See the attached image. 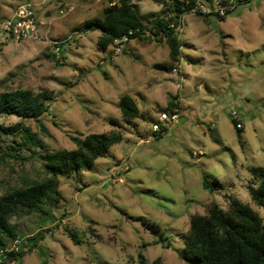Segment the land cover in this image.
I'll use <instances>...</instances> for the list:
<instances>
[{
    "label": "rangeland",
    "instance_id": "rangeland-1",
    "mask_svg": "<svg viewBox=\"0 0 264 264\" xmlns=\"http://www.w3.org/2000/svg\"><path fill=\"white\" fill-rule=\"evenodd\" d=\"M108 1L0 0V19L31 3L40 22L38 40L0 42V93L49 95L37 118L0 114V124L20 123L41 142L0 132V199L49 182L51 155L77 149L76 138L122 139L91 168L56 175L52 203L10 215L21 239L14 251L23 256L0 257V264H141L140 254L144 264H187L192 216L207 214L213 202L228 210L231 197L264 225V207L248 191L258 181L249 168L264 166V0H242L224 18L187 12L178 59L165 40L135 37L117 55L103 46L101 31L85 23L103 17ZM160 2L132 3L146 17L169 5ZM70 36L55 52L51 41ZM125 95L138 117L123 116ZM163 112H177L179 122L157 135L153 124ZM205 178L220 189L211 192Z\"/></svg>",
    "mask_w": 264,
    "mask_h": 264
},
{
    "label": "trees",
    "instance_id": "trees-1",
    "mask_svg": "<svg viewBox=\"0 0 264 264\" xmlns=\"http://www.w3.org/2000/svg\"><path fill=\"white\" fill-rule=\"evenodd\" d=\"M112 1H108L103 17H96L85 23V30L101 31L100 43L103 46L111 45L115 37L130 29L140 28L141 32L133 37L145 38L142 36V30L149 29L155 34H165L171 57L175 59L178 57L181 53L180 41L174 32L175 28L170 27L171 23L178 24L180 13L183 12L178 0H173L159 14L154 13L146 17L140 15L132 0H121L117 5H110ZM159 41L163 40L159 39ZM48 98V93L35 94L31 89L2 92L0 114L37 118L48 110L49 107L45 103ZM120 107L125 118L139 116V108L129 95L121 98ZM0 132L3 134L18 132L24 144H41L30 128L22 127L20 123L12 126L0 124ZM162 133L160 131L156 134ZM75 140L78 144L77 149H64L51 155L48 168L54 177L49 182L17 189L13 194L0 199V250L7 248L5 247L7 239H16V232L9 222L11 214L17 212L19 207L27 209L25 212H31L38 211L40 204L52 203L59 194L56 175L91 168L98 157L103 156L112 144L122 139L119 134L92 133L85 139ZM249 172L258 180L255 185L248 186L251 199L257 205L264 207V166H252ZM203 183L211 192L219 190L221 185L220 182L211 183L208 178H205ZM229 204V209L225 210L218 203L213 202L207 214L192 216L189 233L184 238L185 252L182 254L187 264H264V225L261 216L254 208L236 197H231ZM148 229L154 234L159 233V229L150 224ZM159 239L163 241L161 234ZM14 250L8 251L7 256L10 255L11 258L23 256V253ZM139 258L141 264H144L143 254H140Z\"/></svg>",
    "mask_w": 264,
    "mask_h": 264
},
{
    "label": "built area",
    "instance_id": "built-area-1",
    "mask_svg": "<svg viewBox=\"0 0 264 264\" xmlns=\"http://www.w3.org/2000/svg\"><path fill=\"white\" fill-rule=\"evenodd\" d=\"M121 0H113L110 5H117ZM169 4L173 0H166ZM242 0H178L180 8L183 12L180 13L178 18V24L171 23L170 27L175 28V33L178 35V31L181 28L183 16L189 12L194 14H199L201 16H212L216 15L218 17H226L228 14L232 13ZM40 22L37 21L35 17L34 6L31 3L20 5L12 16L2 17L0 19V31L3 33V37L0 38V42H8L9 39L13 41H19L24 39H35L40 38L39 30ZM140 33L141 29H130L128 32L115 37L111 43L113 46L114 54H121L124 52L126 45L131 41L136 33ZM142 36L148 39L154 40H165L167 37L163 33L155 34L151 30H142ZM69 38L63 40H52L54 45V51L59 53L62 50L61 45L68 42ZM236 115V112L233 113ZM178 113L173 112L167 114L166 112L161 113L160 121L153 124L154 132H164L167 131L171 122L178 123ZM170 122V123H169ZM169 123V124H168ZM241 123H237V127H241ZM21 239L16 238L12 244V247L0 250V257L7 256V252L10 250H17Z\"/></svg>",
    "mask_w": 264,
    "mask_h": 264
},
{
    "label": "crops",
    "instance_id": "crops-1",
    "mask_svg": "<svg viewBox=\"0 0 264 264\" xmlns=\"http://www.w3.org/2000/svg\"><path fill=\"white\" fill-rule=\"evenodd\" d=\"M159 1H161L160 4H163V5L164 3H166V0H159ZM133 2L135 3V0H133ZM182 122H184V119L182 120Z\"/></svg>",
    "mask_w": 264,
    "mask_h": 264
},
{
    "label": "clouds",
    "instance_id": "clouds-1",
    "mask_svg": "<svg viewBox=\"0 0 264 264\" xmlns=\"http://www.w3.org/2000/svg\"><path fill=\"white\" fill-rule=\"evenodd\" d=\"M237 124V123H236ZM237 127V126H236ZM242 127V126H241ZM237 128H240V127H237Z\"/></svg>",
    "mask_w": 264,
    "mask_h": 264
}]
</instances>
